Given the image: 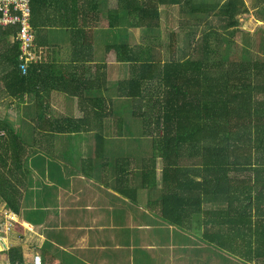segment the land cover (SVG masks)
Wrapping results in <instances>:
<instances>
[{
  "label": "trees",
  "instance_id": "trees-1",
  "mask_svg": "<svg viewBox=\"0 0 264 264\" xmlns=\"http://www.w3.org/2000/svg\"><path fill=\"white\" fill-rule=\"evenodd\" d=\"M67 1L64 24L73 31L67 63L53 56L60 49L47 47L43 40L49 27L58 26L45 5H53V0H31L32 27L40 43L35 44L43 55L25 72L20 68V45L9 39L17 28H0V94L18 104L34 98L30 146L38 151L30 154L43 149L34 141L52 144L60 135L75 133L91 134L103 148L105 123L110 120L113 136L121 138L123 122L114 116L113 101L94 93L107 90L108 65H126L127 78L117 81V97L131 100L132 116L142 121L143 135L152 140V155L138 170L134 159L115 160L116 189L130 195L128 191L139 187L149 192L158 188V204L149 203L159 206L164 221L179 229L198 217L201 227L209 230L215 223L220 229L210 232L206 242L219 243L247 263L264 264L259 257L264 251V29L238 30L240 17L250 12L246 1L107 0L105 10L101 0ZM175 5L180 7L179 27L184 32L169 31L165 53L160 8ZM120 10L127 13L128 25L145 30V36L134 46L107 45L103 64H97L92 31L119 27ZM197 27H202L199 34ZM53 93L77 99L81 116L54 117ZM1 131L9 134L10 144L1 150L5 137L0 135V195L19 214L23 192L15 177L26 157L21 136L9 121L0 120ZM131 175H139V187ZM205 202L224 209L203 210ZM220 220L230 224L220 225ZM4 255L12 263L23 261L20 248Z\"/></svg>",
  "mask_w": 264,
  "mask_h": 264
},
{
  "label": "crops",
  "instance_id": "crops-1",
  "mask_svg": "<svg viewBox=\"0 0 264 264\" xmlns=\"http://www.w3.org/2000/svg\"><path fill=\"white\" fill-rule=\"evenodd\" d=\"M53 1V5H45L50 20L58 23V26L49 27L43 40L47 47L58 50L59 47L52 43L51 38L64 34L63 31H69L71 36L73 31L64 24L69 16L68 1ZM59 1L62 4H58ZM205 1L215 4L225 0ZM245 1L250 12L240 17L238 30L253 33L264 29V16H255L252 2ZM260 3L264 5V0H260ZM160 11L161 32L174 30L177 34H183L184 31L179 27V5L170 10L161 6ZM247 19V27H243ZM35 37L37 44H40L38 34ZM9 39L12 41L13 37ZM53 56L67 63L58 54ZM96 63L103 64L102 60ZM110 66L118 68L120 64ZM65 99L64 95L52 94V115L80 117L77 99H72L69 109L59 104L64 101L68 103ZM31 102L32 99L27 97L24 103L18 104L5 93L0 94V120L9 121L21 136L22 157H26L22 158L24 165L15 177L20 182L17 189L23 192L20 213L11 210L0 195V229L5 222V210L12 211L16 217L11 231L0 230V262L12 263L4 253L12 248H20L23 261L32 258L33 253L29 252L37 251L35 253L43 258L45 264H260L257 260L249 263L241 260L232 252L221 249L215 241L206 242L210 232L220 229L215 223L214 229L209 230L201 227L198 217L192 225L179 229L164 221L158 215L159 206L149 203L151 200L158 204L161 191L155 188L149 192L139 187L138 175L130 176L135 177V185L139 187L136 192L128 191L130 195H127L116 189L113 164L120 159V137H114L112 131H107L106 125L103 148L101 143L94 142L91 134L75 133L71 137L60 135L52 144L34 141L43 149L30 154L31 151H38L33 144L30 146L33 141L32 119L35 115ZM0 133L5 137L1 150L8 149L9 134L6 131ZM111 136L114 141L109 143ZM157 177H161V166ZM202 206L203 210L224 209L216 202H205ZM224 224L230 223L220 220V225ZM15 227H20L21 231ZM227 230L232 231L229 228ZM220 232H224L223 229ZM259 257L260 261H264V251L261 250Z\"/></svg>",
  "mask_w": 264,
  "mask_h": 264
},
{
  "label": "rangeland",
  "instance_id": "rangeland-1",
  "mask_svg": "<svg viewBox=\"0 0 264 264\" xmlns=\"http://www.w3.org/2000/svg\"><path fill=\"white\" fill-rule=\"evenodd\" d=\"M110 2H114V0H110ZM252 2V10L253 14L255 16L258 15H264V5H261L260 0H250ZM108 6L107 0H101V9L105 10ZM263 7V8H262ZM172 9V8H167ZM164 12V11H163ZM247 18V17H246ZM128 16L127 13L123 10H120V25L119 27L115 29H103V28H97L94 29V56L95 61H104V50L107 45H115V44H130L134 46L136 43L140 42L142 36H145L143 34L142 29H135L130 27L128 25ZM249 20L247 19L244 21L243 27H247V23ZM105 24V23H103ZM106 25V24H105ZM248 27L251 28L248 24ZM263 27V26H262ZM198 28V34L202 31V27ZM261 29V28H260ZM254 30V28H253ZM60 35H55L51 38V41L53 44L57 45L60 49L61 60L64 62H69L70 60V32L69 31H63ZM161 38L163 40V49L165 50V53H167L166 50H168V43L164 42L168 37L169 33H166L164 31L161 32ZM143 34V35H142ZM182 35V34H180ZM181 38V37H180ZM240 42L242 41V38H236ZM166 48V49H165ZM108 87L106 91H99L94 93L97 97H103L106 99H111L113 101V109H114V116L115 118H121L123 122V135L120 138V152L118 153V156L120 158H127V159H134L137 161V170L140 168L141 161L145 158H148L152 155V140L150 137L143 135V126L142 121L140 119H136L132 116L131 111V100L128 99H120L117 97V81L124 80L127 78V67L126 65H122V67L118 66H108ZM117 68V69H116ZM58 96V95H57ZM32 99V109L35 110L34 106V98L30 96ZM68 100L67 102H59V104H64V108L68 106V109L71 105V98L66 97ZM2 112V109H0V113ZM107 127V131H112L113 128V122L112 120L105 123ZM114 141V137L111 136V140L109 143H112ZM116 147V146H115ZM114 157V154H113ZM115 158V157H114ZM158 166V171L160 173V163ZM139 176V175H138ZM16 230H20V227H15ZM32 250V249H31ZM37 251L29 252L30 254L33 253V256L37 253ZM31 256V257H33ZM45 264V263H44Z\"/></svg>",
  "mask_w": 264,
  "mask_h": 264
},
{
  "label": "built area",
  "instance_id": "built-area-1",
  "mask_svg": "<svg viewBox=\"0 0 264 264\" xmlns=\"http://www.w3.org/2000/svg\"><path fill=\"white\" fill-rule=\"evenodd\" d=\"M31 0H0V28L15 26L13 40L20 45V68L25 72L27 66L40 62L43 51L38 53L35 35L31 26ZM5 222L0 230L11 231L16 222L14 213L10 210L3 212ZM0 264H44L43 258L35 254L29 261L0 262Z\"/></svg>",
  "mask_w": 264,
  "mask_h": 264
},
{
  "label": "bare ground",
  "instance_id": "bare-ground-1",
  "mask_svg": "<svg viewBox=\"0 0 264 264\" xmlns=\"http://www.w3.org/2000/svg\"><path fill=\"white\" fill-rule=\"evenodd\" d=\"M28 260V259H27Z\"/></svg>",
  "mask_w": 264,
  "mask_h": 264
}]
</instances>
